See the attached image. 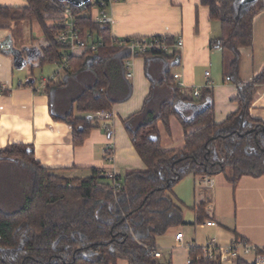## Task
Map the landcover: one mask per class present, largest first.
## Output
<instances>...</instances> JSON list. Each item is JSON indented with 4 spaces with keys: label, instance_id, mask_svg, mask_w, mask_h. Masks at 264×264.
<instances>
[{
    "label": "trees",
    "instance_id": "obj_1",
    "mask_svg": "<svg viewBox=\"0 0 264 264\" xmlns=\"http://www.w3.org/2000/svg\"><path fill=\"white\" fill-rule=\"evenodd\" d=\"M56 1L27 0L28 7L20 9L0 7V29L9 23L37 24L43 44L28 53L40 67L67 58L66 72L92 75L93 83L76 95L63 118L72 127L74 144L81 146L93 120L97 122L96 115L112 111L130 97L132 87L124 72L131 55L111 46L110 26L94 21L93 3L89 2L85 9L69 4L81 33L96 34L105 47L98 53L69 56L59 41L62 13L61 2ZM201 4L209 9L210 20L221 26V35L212 40L211 47L232 56L227 77L238 87V111L217 123L211 89L201 90L196 98L194 92H182L174 82L171 66L180 64V54L147 53L143 58L151 92L143 109L124 122L146 168L126 173L116 192L99 170L93 169L86 178H70L42 167L32 146L14 145L0 151V163H10L0 168V264H116L119 260L172 264L154 253L157 238L183 223V213L171 194L177 184L191 175L222 174L234 185L244 176L264 177V122L250 116L264 85V68L250 84L240 78V50L252 46L253 21L264 12V0L244 6L241 0H201ZM157 61L167 66L160 77L150 73L151 63ZM46 85L52 94L57 84L50 79ZM171 117L178 118L185 132V144L179 150H165L161 143L159 124L169 130ZM12 165L27 174L14 171ZM205 207L200 205V221L205 218ZM202 255V248H191L189 264L224 263L222 257L212 260ZM233 264L255 263L238 258Z\"/></svg>",
    "mask_w": 264,
    "mask_h": 264
},
{
    "label": "crops",
    "instance_id": "obj_2",
    "mask_svg": "<svg viewBox=\"0 0 264 264\" xmlns=\"http://www.w3.org/2000/svg\"><path fill=\"white\" fill-rule=\"evenodd\" d=\"M0 7L20 9L28 7V3L27 0H0ZM110 13L113 19L110 33L118 39L167 37L175 40L181 37L184 48L180 64L171 66V74H181L186 85L182 92L200 93L203 89H211L219 124L238 111V87L226 80L232 56L221 48L211 47L212 40L221 35V26L210 20L209 9L201 0H118ZM15 30L23 31L26 37V44L21 48L15 46ZM43 39L37 24L9 23L8 27L0 29V86L3 87L0 151L14 145L32 146L34 158L42 167L70 178L89 177L93 169L104 174L116 173L121 178L129 171L144 170L146 166L124 122L143 109L150 95L152 84L147 77L146 59L130 57L125 61L124 79L132 87L130 97L113 107L112 120H93L94 126L85 143L76 146L72 127L63 119L71 111L72 103L67 107L58 100L56 106L53 95L71 87L79 94L86 85L93 83V77L89 72L76 75L61 71L58 63L49 64L57 69H48V74L36 77L35 69L43 70L48 65L40 67L28 51L40 48ZM240 52V78L244 84H250L264 68V12L254 18L252 46ZM127 63L132 66V78L127 77ZM166 67L160 61L151 63L150 73L160 77ZM42 76H52L57 84L52 87V94ZM250 116L264 122V85L252 103ZM159 131L165 150L184 147L185 132L178 118H170L169 130L160 123ZM111 144L114 152L109 162L105 151ZM8 166L10 163H0V168ZM171 194L183 213V223L157 238L161 260L189 264L190 249L202 248L210 240H215L221 248L240 239L264 249V177L244 176L234 185L222 174L203 178L191 175L177 184ZM203 203L206 204L205 218L200 221L199 208ZM208 221H215L216 226H206ZM179 232L184 235L182 242L176 241ZM243 259L253 261L252 257ZM228 263L233 264L234 260ZM116 264L128 262L119 260Z\"/></svg>",
    "mask_w": 264,
    "mask_h": 264
},
{
    "label": "built area",
    "instance_id": "obj_3",
    "mask_svg": "<svg viewBox=\"0 0 264 264\" xmlns=\"http://www.w3.org/2000/svg\"><path fill=\"white\" fill-rule=\"evenodd\" d=\"M51 3H56V0H49ZM93 3L92 11L94 15V21L100 25L111 26L113 19L110 13V10L118 0H91ZM59 9L62 13V19L59 21L60 31H59V41L67 49L69 56H75L77 54H82L85 52L98 53L100 49L105 47V42L97 37L96 34L92 32H86L82 34L79 28L76 25V20L73 14L72 6L67 2H61L59 4ZM81 8H86V4L80 6ZM111 46L126 49L130 52L132 58L143 57L149 52L157 51L164 53L168 56L174 54H180L184 48V41L181 37L175 39L173 42H170L167 37H153V38H129V39H118L115 36L111 35ZM59 69L61 71H67L69 65L67 64V58L64 59L62 63H58ZM127 77H133L132 66L130 63L126 64ZM209 73H207V76ZM176 85L180 90L186 87L182 76L180 73H174L172 76ZM44 85H46L50 79H42ZM227 81H230V78H226ZM3 91V87L0 86V94ZM194 97H199V92L194 91ZM100 121H110L113 119L114 114L110 112H102L96 115ZM109 130V127H106ZM106 156L108 161L111 162L113 158L114 146L113 144L109 145L106 148ZM109 180H111L112 187L116 192H119L121 189L120 175L116 173H107L105 174ZM206 226L215 227V221H208ZM184 235L182 232H179L176 235V241L182 242ZM202 253L204 258L216 259L217 257H222L223 260H235L238 258L252 257V263L255 264H264V249L249 244L242 240H235L228 247H219L215 240H210L202 247ZM156 258H161V253L159 251L154 253ZM189 260L188 263H190Z\"/></svg>",
    "mask_w": 264,
    "mask_h": 264
},
{
    "label": "rangeland",
    "instance_id": "obj_4",
    "mask_svg": "<svg viewBox=\"0 0 264 264\" xmlns=\"http://www.w3.org/2000/svg\"><path fill=\"white\" fill-rule=\"evenodd\" d=\"M14 39H15V46H16V48H21L22 46H25V44H26V37L24 36L23 31H21V30H15ZM229 55L231 56V54H229ZM48 69H51L53 71L54 69H57V66H55V65H48L43 70L37 68V69H35L34 74H35L36 77H40L41 76L40 74H48L47 73L48 72ZM42 78H44V79H51L52 76H50V77H48V76H42ZM73 90H74V88L71 87V88H69L66 91L60 92V94L53 95V101L56 104V106L58 104V100H61L62 103L65 106L66 105H67V107H68V105L70 106V104L74 100V97L77 95V93L75 91H73ZM60 95H61V97L59 98L58 96H60ZM63 108H66V107H63ZM64 110L65 109H63V111ZM11 168H13L14 171H15V169H17V172H21L23 175L26 173L25 170L17 167L16 165H12ZM228 261L229 260H226L225 263H223V264H231V263H228Z\"/></svg>",
    "mask_w": 264,
    "mask_h": 264
},
{
    "label": "water",
    "instance_id": "obj_5",
    "mask_svg": "<svg viewBox=\"0 0 264 264\" xmlns=\"http://www.w3.org/2000/svg\"><path fill=\"white\" fill-rule=\"evenodd\" d=\"M60 2H67V3H72L74 5L77 6H82L85 5L87 3H89L91 0H59ZM257 0H241V5H249L252 4L254 2H256Z\"/></svg>",
    "mask_w": 264,
    "mask_h": 264
}]
</instances>
